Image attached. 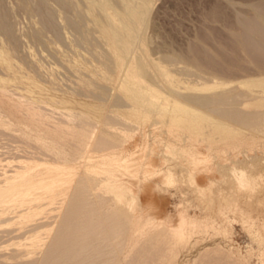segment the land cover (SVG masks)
Segmentation results:
<instances>
[{
    "label": "rangeland",
    "instance_id": "374dc122",
    "mask_svg": "<svg viewBox=\"0 0 264 264\" xmlns=\"http://www.w3.org/2000/svg\"><path fill=\"white\" fill-rule=\"evenodd\" d=\"M262 1L0 0V264H106L111 260L125 264L128 260L127 249L117 258L118 261L113 256H105L104 253L111 250L103 248V242L96 241L95 235H89L86 240L65 238L53 244L47 254L44 253L43 245L50 239L58 219V215L50 213L53 212L52 206L54 210L60 206L57 211L59 213L66 199V194L65 199L53 195L51 202L54 204L46 199L49 211L46 208L41 212L36 211L43 202L38 201V207L35 204L39 203H35V199L52 194L57 186L47 184L34 197L28 178L32 177L35 170L42 172L40 170L46 166H58L69 171L71 181H75L84 171H97L99 175L113 168L118 181H129L130 184L125 183L127 185H132L134 181L131 190L139 196V203L147 199L156 201L154 191L149 189L153 196L149 190L150 194L146 191L151 186L159 187L162 195L167 197L165 207L169 216L176 218L178 210H182L199 224L193 232L202 237L198 238L202 247L193 253L190 261H195L200 252L215 246L220 250L216 264H263L260 254L264 251V206L258 204L257 198L235 194L232 169L234 167L236 170L264 176V129L255 133L245 129L228 135L218 133L213 117L206 116L203 111L197 110L180 97L187 93L212 95L238 86L242 91L249 90L256 94L255 99L259 102L252 101L256 102L255 109H264V86L260 82L264 80L252 71L239 67L236 77L225 74L221 68H204L207 72L196 75L193 69V72L188 71L190 68L186 67L185 62L193 47L200 42L213 53L224 51L231 62L242 64L240 55L231 51L230 30L236 25L238 16L252 14L253 8ZM125 46L130 49L127 50ZM139 50L144 51L139 54L143 55L141 58L135 56ZM142 57H145L147 63L141 60ZM196 57L198 61L202 59L200 54ZM172 58L176 60L170 61ZM135 60L142 64H137ZM143 67L151 73L143 70ZM140 69L150 74H146L145 79L142 75L144 80L134 78V74L141 76ZM146 78L160 82L155 83V87ZM136 80L141 90L149 95H146L148 99L145 103L136 96L139 87ZM124 85H129L130 89L125 91ZM151 100H156L157 104ZM148 101L152 107H146ZM120 103H126V108ZM180 104L188 111L192 110L194 115L187 117L180 113L176 107ZM114 115L122 122L117 131L120 129L123 133H119H130V136L135 134L134 138L127 136L131 138L128 139L131 148L130 143L125 142L126 148L123 144L124 147L122 145L119 151L115 150L119 152L117 156L113 155L115 158H110V154L91 153L90 145L98 132L95 130L103 126L106 118ZM187 120L191 121V127L187 125L190 129L185 126ZM128 124L131 128H127ZM130 129L132 132H129ZM136 137V142L139 141L137 145ZM133 145H136L135 148ZM166 146L175 147L183 154L191 148L198 149L205 162L198 166L193 158L171 156L165 153L168 149ZM132 148H137V153ZM125 150L128 154L124 153ZM120 152L125 154L123 158ZM149 158L155 168L151 166L148 169L158 172L163 168H171L177 182L163 186L160 175L148 177L150 179L144 181V165ZM112 159L116 160L115 163L126 162L127 165H124L128 166L127 169L118 163L113 167L115 163ZM156 160L159 165L155 164ZM139 163L144 165L140 166ZM133 165L136 170L140 169L139 172L133 169ZM119 166L121 169H117ZM189 174L194 176L197 185L209 181L214 194L205 192L203 196L200 195L195 186L190 184ZM135 180L139 183H135ZM139 189L142 191L139 192ZM142 192L151 197H142ZM21 199L25 200L21 202ZM261 199L264 203V195ZM107 201V207L113 209L112 201L109 198ZM31 203L35 208L27 207ZM44 207L45 203L41 208ZM28 208L30 211L32 209V213L34 209L36 211L34 222L33 216L28 218L32 221L27 218L23 220ZM37 212L46 216L41 217ZM49 215L57 218L54 217V224L50 223L52 221L49 218L43 221ZM246 215L254 223L250 232L243 223ZM39 220L41 227L33 230L32 226L40 225ZM203 223L207 225L200 226ZM256 231L260 233L261 239L256 238Z\"/></svg>",
    "mask_w": 264,
    "mask_h": 264
},
{
    "label": "bare ground",
    "instance_id": "6f19581e",
    "mask_svg": "<svg viewBox=\"0 0 264 264\" xmlns=\"http://www.w3.org/2000/svg\"><path fill=\"white\" fill-rule=\"evenodd\" d=\"M107 13H109V11H107ZM212 13H214V12H212ZM109 16L111 17L110 14H109ZM228 34H229V31H228ZM230 38L232 41V45H231L232 50L231 51L233 54L235 53L237 55H240L239 59H240L242 64H238V63L235 64L234 62H231V59L228 57V55L225 54L224 51H218L217 53H213L212 51L206 49L199 42L193 47L191 53L189 52L190 53L189 56L185 58L186 67L188 66L190 68V70L188 69V71L189 72L194 71V72H196L195 73L196 75H197V73L200 75L203 72H207L204 70V68L211 69V70H216L218 68H221L224 70L225 74H228L230 76L235 75L237 77V75H236L237 70L239 67H242L243 69H245L249 72L252 71L253 74L261 77V80L262 79L264 80V1L260 2L258 5H256L253 8L252 14L238 16L236 25L233 27V29L230 30ZM127 47H128L127 50H129L130 47L129 46H127ZM142 50H144V48ZM142 50L141 51L139 50L140 52L138 51L137 52L138 55H135V56H137V57L139 56V58H141V56H143V55L140 56L139 54L140 53L142 54V52L145 51V50L144 51H142ZM128 53H129V51H128ZM198 54L202 55V59L200 61H198L199 59L196 57ZM146 57L148 58V56H146ZM141 60L145 61V57H144V59L142 57ZM147 60H149V58ZM174 60H176V59L172 58L170 61H174ZM117 61H118V59H117ZM135 62H136V60H135ZM139 62L141 65L142 62L141 61H139ZM145 63H147V62L145 61ZM131 64H132V61H131ZM131 64H130V66H131ZM133 64H134V62H133ZM140 67L142 68V66H140ZM131 69H134V68L131 67ZM137 69L138 68H136L135 70L138 73ZM150 69H152V68H150ZM192 69H193V71H191ZM135 70H132V71L134 72ZM143 70H145L144 67H143ZM152 70L154 71L155 68ZM140 71H141V69H140ZM145 71H147V69ZM145 71H141V76L134 74V78H136L137 80L139 78L141 80L143 78L145 79V76H147L146 74L151 73L150 71H147L149 73H146ZM164 71H166V70H164ZM136 72H134V73H136ZM191 74L195 75L193 73H191ZM152 75L150 76L151 78H152ZM153 76L155 78V75H153ZM141 77H143V78H141ZM156 77H159V75L158 76L156 75ZM166 77H167V75H166ZM148 78H149V76H148ZM148 78H146V79L149 80ZM152 80H149V83ZM139 82H141V81H139ZM159 82H160V80H159ZM159 82L158 81L156 82V80H155V82H153V85L155 83L159 84ZM260 82L264 86V82H262V81H260ZM137 83H138V81H137ZM144 83H142V84L140 83V85L142 86V85H144ZM149 83H147V84H149ZM156 84H155V87L157 86ZM160 85H164V84L160 83ZM125 86H126V88L124 90L128 91L130 89L129 85H124V87ZM137 86H139V83ZM158 87H161V86L158 85ZM158 87L156 89L161 90V88H158ZM137 88L138 89L136 91V96L138 98L143 99V102L145 103L147 101L146 99H148L149 95L144 90L146 93L145 94L143 89L141 90L140 86ZM156 89H155V91H156ZM197 94L196 95H188V93L185 95L181 94L180 97L183 99H186L187 102H190L193 106H195L197 108V110L203 111V114H206V116L208 115V116L213 117L214 118L213 121L216 122L215 127L217 128L215 130H217L218 133H223V134L225 133L228 135L231 133L232 134L235 133V131L237 132L239 129H242V131H243V129H245L246 131L248 130L249 132L255 133L254 131H261L264 129V109H255L254 108L256 102L252 103V101L254 102L256 100L255 99L256 94L254 95V93H252L251 91H249V90L248 91H246V90L242 91L237 86L236 88H232L229 90H222V91L216 92L212 95H210L211 93L206 94V95H197ZM146 95H148V96H146ZM153 96H152V98H153ZM150 97H151V95H150ZM260 97L262 99V96H260ZM263 98H264V96H263ZM120 102H123V101H120ZM155 102H156V100H155ZM155 102H153V103L157 104ZM257 102H259V101H257ZM144 103H143V105H144ZM125 104H122V105H124V107H125ZM154 104H153V106L156 107ZM120 105H121V103H120ZM127 105H129V104H127ZM145 105L147 108L152 107V105L149 101ZM180 105H176V107L180 109L179 110V112L181 111L180 113L188 115L187 117L194 115V113L191 112L192 110L188 111L189 109H186L185 107H183L182 105L180 106ZM146 107H145V109H146ZM115 108H117V107H115ZM139 108H141V107H139ZM197 114H199V113H197ZM144 116H145V114H144ZM197 117H198V115H197ZM184 118H185V116H184ZM193 118H194V116H193ZM184 122H186V121H184ZM187 122H188V124H185V126H187V125L189 126V124H190V127H191V121L187 120ZM103 123H104L103 126L100 125L99 130H95V131H98L97 133H95V135L96 134L97 135L95 137H93V135L91 136V137H93V139H92V143L90 145V147H91L90 152L91 151L93 153L98 152L100 154H106V155L110 154V156H111L110 158H113L114 154H116V156H117L119 153V152L116 153L115 150L118 149V151H119V148H121V146L125 142H129L130 140L128 141V139L130 137H132L133 135L135 136V134H131V136H130L129 135L130 133L129 134H125V133L122 134L123 131L122 130L120 131V129L117 131V129H118L117 127H119V125L122 124V122L120 121L118 116H115V115L110 116V117L106 118L105 122H103ZM125 123H126V121H125ZM130 124L132 126V123H130ZM122 126L124 127V125H122ZM126 126L128 128L130 125L128 124ZM131 126H130V128H131ZM188 126H187V128H189ZM94 127L97 128L96 126H94ZM127 128H126V130H124V132L127 131ZM136 128H137V126H136ZM192 128H193V126H192ZM132 129H130V131L129 130L128 131L132 132ZM190 131H192V130H190ZM119 132H122V133H119ZM126 133H128V132H126ZM176 134H177V132H176ZM128 135L130 136L129 138L127 137ZM136 135H137V132H136ZM134 136H133V138H134ZM221 136H223V135H221ZM137 137H136V140L134 139L136 145L139 142V141L136 142ZM179 137H182V136H179ZM182 139H184V138H182ZM228 141H231V140H228ZM124 145L122 147H124ZM199 145L200 144H198V148L200 149ZM129 146L131 148V143ZM135 146L133 145L134 148H135ZM139 147H140V145H139ZM145 147H142V148H145ZM168 147L166 146V148H168ZM125 148H126V145H125ZM130 148H128V149L131 150ZM136 149H133V151L135 152ZM139 149L140 148H138V150ZM203 149H204V147H203ZM146 150L148 151L147 148H146ZM166 151H165V153H169L171 156H176L177 158L179 156L185 157V158L189 157L190 159L193 158L194 161L196 163H198V166H200L199 164L202 165V163L205 162L204 161L205 159L200 155L202 153L198 149L191 148V149H189L190 153L186 152V154L181 153L182 151L181 152L178 151V149H176L175 147L174 148H172V147L168 148ZM90 152H87V153H90ZM91 153L89 154L90 156H91ZM124 153L128 154L127 151ZM132 153H130V154H132ZM135 153H137V152H135ZM139 154H137V155L135 154V155L138 156ZM124 155L125 154H122V156L121 155L120 156L123 158ZM129 155H128V157H129ZM148 155L150 157H152L150 154H148ZM148 155H147V158H148ZM90 156L88 157L89 158L88 160H90V158H91ZM92 156H93V154H92ZM120 156H118L119 159L121 158ZM86 158H87V156H86ZM134 158H135V156H134ZM145 158H146V156H145ZM124 159H125V157H124ZM142 159L144 160V157ZM150 159L151 158H149L148 161H146V159H145V161L147 163L145 165L143 164L146 167L145 168L146 171L144 170V168L142 169L145 171V173L143 174V180L144 181H146L147 179H150L148 177H151L154 175H160L161 176L160 180L162 181L163 186H164V184L166 186L167 185H173L177 182L175 173H173L171 168H163L164 170H160L158 172H157V170L155 171V170L148 169V168H151V166H152ZM161 159L164 160L163 158H161ZM112 160L115 163L116 160H114V159H112ZM121 160L122 159H120L119 162H121ZM131 160H133V156H132ZM153 160L155 161V159H153ZM145 161H144V163H145ZM195 162L193 163V165L195 164ZM117 163H115V165H112V166L116 167ZM121 163H118V165H120ZM124 163H125V165H127L126 162H124ZM124 163L121 164V166L124 165ZM127 163H128V161H127ZM131 163H133V162H131ZM140 163H139V165H140ZM142 163H143V161H142ZM155 164H158L157 160H156ZM164 164H165V161H164L163 165ZM125 165L122 166L123 169H124ZM134 165H133V167H134ZM36 167H37V165H36ZM127 167H125V168L127 169ZM129 167H130V165H129ZM119 168H120V166L117 169H119ZM152 168L154 169L155 165H154V167L152 166ZM206 168H207V166H206ZM43 169H45V170H43ZM133 169L135 171L138 170V172L140 170V169L136 170L135 167ZM213 170L214 169H212V171ZM40 171H42V172H39V170L38 171L35 170L32 177L28 178V185L30 187H32V193H33L34 197L37 194H39L40 191L47 184H49V185L57 184V186L53 190L52 194H47V195H45L39 199H35V201H37L35 203L43 202L42 203L43 205L45 203L44 208H41L43 206L42 204H41V207H39L40 203L35 204L40 208L39 209L36 206V209L37 208L39 209L36 211H40V210L42 211V209H45L46 204H48L47 200H50V203L54 204L53 201L51 202V199H53L52 198L53 195H59V197L62 196V198H64V196L66 194V196H65L66 199L64 198L65 199L64 204H63L64 200L62 199L63 201L61 204H63V206L61 208V211H59L60 215H59V213H57L58 209L60 210V206H58V203L56 205L58 207H55V208H58L57 210L56 209L54 210V208L52 206V211L54 213L53 212H50V213H52L54 215L55 214L58 215L57 216L58 219L53 215L57 220L55 219L56 224H55V227L53 228V231H52L53 233H52L50 239L49 240L47 239L48 240L47 244L46 245L42 244L43 248H44V253L47 254L49 252V250L51 249V246L53 244H56L58 242H62L65 240V238H75V239L79 238L82 240H86L89 235H95L96 241L103 242V244H104L103 248L111 250L109 253H104L105 256H113L114 258L117 259V258H120V256L123 254V252L127 249V251L129 252V256H128V260L125 261V264H213V263L216 264L215 260L218 259V255L220 254V250L215 246H211L210 248H208L205 251L202 250L203 252H200L198 254V257L196 258L195 261H190L191 260L190 257L193 255V253H196L197 250H199L200 247H202V244L201 243L199 244L200 240L198 238H200V237H198V235L195 232H193V231H196L198 229L199 224H198L196 219L188 217V215H186V213L182 210H178V214H177L176 218L173 217V215L169 216L167 214V210L165 207L166 203H167L166 202L167 197L162 195V193L160 191L161 188L160 189H159V187L152 188V186H151V188H149L147 186L148 189L146 187V189H147L146 193L148 192L149 189H151L156 194L157 199H156V201H151L150 199L149 200L147 199L148 201L146 200L145 202L139 203V196H137L133 193L134 190L133 191L131 190L132 189L131 186L134 187L133 186L134 181H133L132 185H127V184H130L129 181H128L129 183L125 182L127 184H125L124 182H123L124 183L123 184L121 180L118 181L119 178L117 179V177L115 176L116 170H113V168L110 170H107L105 172H102V174L100 173L101 176H99L100 174L98 175L96 173L97 171L96 172L95 171H89V170H88L89 172L84 171L79 176H77L78 178L75 181L70 180L71 173L69 171L61 169L58 166H48V167L46 166L45 168H42ZM119 171H122V170H119ZM135 171H133V172H135ZM37 172H39V173H37ZM92 172L93 173L95 172V173L93 174ZM196 173H197V171H196ZM216 173L219 174L218 172H216ZM95 174L98 175V177ZM103 174L105 175L104 177H103ZM200 174H201V172H200ZM204 174H206V173H204ZM196 175H198V174H196ZM232 175H233V178L235 179V188H234L235 194H237V195H242V194L244 195L245 194L249 198H252V199L257 198L258 204L260 206H264V203L261 199L264 195V176L263 175H261V174L253 175V174L248 173L245 170H236V169H234V167L232 169ZM130 176H128V177H130ZM198 179H199V176H198ZM157 180L158 179H156V181ZM188 180H189L190 184L195 186V188L197 189V191L200 195L203 196L205 194V192H209L210 194H214L213 190L211 188L212 184L208 183L209 181L207 182V184L203 185V183H202V184L197 185L194 176L191 174L188 175ZM139 181H141V179ZM139 181L138 182L136 181L135 183H139ZM197 182H202V181L198 180ZM137 187H139V186H137ZM98 190H100V191L98 192ZM135 190H136V188H135ZM151 190H149L151 192V194H150V192H148V194H150V195H152V193H153ZM140 191H142V190L139 189V192ZM216 193L219 194L220 191H217ZM142 194H143V195H141L142 197L146 196L144 194V192H142ZM148 194L146 197L149 196ZM149 197H151V196H149ZM24 198H25V196H24ZM107 198H109L110 201H112L113 209H110L107 207V205H106V202H108ZM42 199H43V201H41ZM60 199L61 198H59V201H61ZM24 200L25 199H21V202ZM208 200H210V199H208ZM57 202H58V200H57ZM240 203H242V202H240ZM33 205H34L33 203H31L30 205L27 204V207L28 206L34 207ZM47 208H49V205ZM47 208H46V210H48ZM31 211H32V209H31ZM31 211H30V209L28 212L26 211L27 213L23 217L24 218L23 220H25L26 218L27 219L30 218V216L32 217L33 215L34 216L36 215L35 209L33 210L34 211L33 213ZM45 211H43V213H46L49 210L46 212ZM39 213L37 212V214H39ZM44 215L46 216V214H44ZM44 215H40V216L42 217ZM51 215L44 217L43 221L45 220V218L46 219L49 218L48 220L52 221L50 223L54 224V222H55L54 217H52ZM34 216H33L32 220L34 219ZM50 216H51L52 220L50 219ZM243 219H244L243 223H245L244 226H247V230L250 232V230L254 227V223L251 222L252 219L248 215H246V217ZM29 220H31V219H28V221ZM33 222H34V220H33ZM40 222H41V220H39V223ZM41 224L42 223H40V225L38 224L36 226H32V228L34 227L33 230H37L39 227H41ZM29 225H31V224H29ZM45 225H46V223H45ZM206 225L207 224L203 223L200 226H206ZM30 227H28V228L30 229ZM43 229H45V228H43ZM217 231H219V230H217ZM223 232H225V231H223ZM217 234H218V232H217ZM255 236L258 239L262 238L258 231H256ZM216 240H217V238H216ZM80 245L81 244H79V246ZM39 246H41V245H39ZM260 255L262 258L261 260L263 261V264H264V251ZM122 260L124 261V259H122ZM117 261H118V259H117ZM106 264H117V263L115 262V260H111ZM261 264H262V262H261Z\"/></svg>",
    "mask_w": 264,
    "mask_h": 264
}]
</instances>
